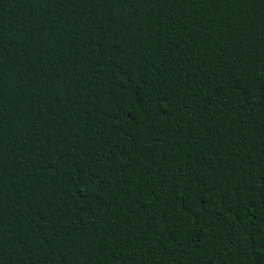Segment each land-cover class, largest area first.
Listing matches in <instances>:
<instances>
[{
    "label": "trees",
    "instance_id": "trees-1",
    "mask_svg": "<svg viewBox=\"0 0 264 264\" xmlns=\"http://www.w3.org/2000/svg\"><path fill=\"white\" fill-rule=\"evenodd\" d=\"M0 264H264V0H0Z\"/></svg>",
    "mask_w": 264,
    "mask_h": 264
}]
</instances>
